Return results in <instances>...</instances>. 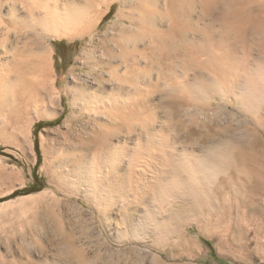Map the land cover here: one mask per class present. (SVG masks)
Listing matches in <instances>:
<instances>
[{
	"label": "rangeland",
	"instance_id": "obj_1",
	"mask_svg": "<svg viewBox=\"0 0 264 264\" xmlns=\"http://www.w3.org/2000/svg\"><path fill=\"white\" fill-rule=\"evenodd\" d=\"M59 1L93 5V31L29 40L13 1L0 10V58L6 38L42 59L32 89L0 92V264H264V0L244 5L238 70L204 64L215 52L190 33L197 53L166 62L179 39L124 23L141 0ZM192 4L186 21L204 27ZM178 173L186 191L169 186Z\"/></svg>",
	"mask_w": 264,
	"mask_h": 264
},
{
	"label": "bare ground",
	"instance_id": "obj_2",
	"mask_svg": "<svg viewBox=\"0 0 264 264\" xmlns=\"http://www.w3.org/2000/svg\"><path fill=\"white\" fill-rule=\"evenodd\" d=\"M8 1H13V6L9 14V16L12 19L11 25L16 24V25L21 26L24 29V34L27 36L29 40L32 38L35 39L36 37H39L48 32L58 34V35H53L52 36L53 38L55 36L60 37V35L67 34V32L76 31L77 29H80V28L86 31V33L90 34L93 31L94 27H96V24H95L96 22L92 23L91 21V13H92L93 5L91 6L89 3L87 4L84 3L83 5L82 4L77 5V4H72V3L67 4L65 2H60L59 0H0V10L2 8L3 2L6 3ZM199 1L201 4L200 7H201V12H202V17L208 22L206 25H204V27H199L198 25H196V23L191 21L192 19L191 20L189 19L190 21L188 22L186 21L187 17L193 11V4H192L193 0H141L140 3L141 2L142 3L141 4L139 3L138 6H136L135 8H132L130 13L124 17V23H127L128 31H130L132 28H137L136 31H138V29L139 31L141 30L145 31V34H144L145 36L148 35L154 41L158 42L160 45H162L165 40H169L170 38L172 39L177 38L182 42L181 44L183 45L185 44L184 46L181 44H179V46H176L174 44L175 48L172 50V52L168 51L170 46L169 48L167 47L168 48L166 49L167 53L163 57V59H165L166 62L172 60L173 63H175L176 60H181V58L183 57H186V56H189V58L193 57V55L197 53L196 50H198L199 47L201 46L203 47V52L207 53V55L210 50H214L215 52L214 56L209 54L210 58L205 60V62H203L204 64L212 65V67L219 68V70L222 69L223 67L225 68L230 67L231 69L232 68L237 69L239 66L241 67L242 65L235 62V59H234L235 53L234 54L232 53L234 52L236 47L240 46L242 47V49H247L248 47H250V45L248 46V42L246 39V36L248 34L247 28L244 27V24L242 25V23L246 22L248 18L254 17V15L250 13V11L244 8L245 3H247L248 1L247 0H225L224 2H221L220 0H199ZM162 10H165L170 15L169 16L167 14L170 19L169 24H171L170 25L171 29L170 31L166 30L169 32H165V34H163L162 32V35H161V34H158L159 31H157V33H154V32L156 30H159V29H156L158 28L157 27L158 25L156 24L157 22L156 19H158L157 17H160V19L163 18V13H161ZM18 11L23 12V14L22 15H20V13L18 14ZM187 11L188 12L191 11L189 15ZM213 22L217 23L219 26L218 31H219V35L221 36L219 39H215V33L213 30V26H214ZM178 23H180V25L184 27L180 28L181 26H178ZM84 31L82 32L84 33ZM126 31L127 30L124 29L125 34H126ZM187 33H190L191 36L192 34L196 36L198 35L201 39H203V43L201 45H198L199 46L198 47L196 44L199 42L196 43V41H194L195 44H193L192 43L193 41L191 40L192 38L190 39V41H188V39L186 40L185 37ZM230 34H232L233 43H231L230 40L228 41L227 40L228 38H225V37L222 38V36H226V35L229 36ZM24 39L26 40V38ZM184 40L188 42L183 43L185 42ZM28 42H32V40ZM6 43H7V39L6 38L2 39V49L3 50L1 51L3 55L2 58L5 59V62H4L5 64L3 63L4 68L3 67L2 68H3L4 74L0 76V82L1 81L2 83L6 82V80L10 79V77H12L11 79L15 82H13L14 84L10 82L9 83L10 86H6L7 84H5L6 87L4 86L1 87L0 92L2 93L12 92L10 94H13V92L15 91L17 92V89L20 88L19 86H26V85H28L32 89V86L30 85V82L28 81V76L32 77V75L36 74V71L37 73L41 71L40 65L42 63V59L39 56L40 55L39 54L40 52L38 51L39 49L38 50L35 49V51L37 50V52H35L32 49L31 47L32 45H31L30 47L32 50H30V52L28 51L26 52V50H24L27 53L25 54V53H21L19 49L17 48V46L8 47ZM115 44H117L116 47L118 49H121L122 46H124L123 44L119 42H116ZM26 46L24 47L26 48ZM165 46H166V43H165ZM47 52L45 49L43 54H47ZM20 54H23L24 56L26 55L25 57L28 58L27 65L23 64L25 60L24 61L21 60L22 55ZM138 60L137 59L131 60L132 67L133 66L140 67V64H139L140 61L138 62ZM184 60L182 59L181 63ZM29 61L32 63V65L34 64L33 65L34 68H32L33 66L30 67L31 64ZM226 62H229L228 63L229 66H225ZM244 62L242 61V64H244ZM11 64H12V67H11ZM28 64H29V67H28ZM256 65L264 66V55L261 57V59L257 60ZM12 73L15 74V78ZM11 74L12 76H10ZM235 78L239 79L241 78V75H236ZM253 81H254L253 83L255 84L253 85L254 87L257 86L256 83L258 84V82H260L259 84L264 83V74L263 75L260 74L257 77L256 76L253 77ZM192 172H193V169L191 168V173ZM179 173L176 174V176L171 179V182H169L170 184L169 186L171 189L186 191L188 185L183 184L184 181L179 178L180 176ZM194 176L196 175L193 174V177Z\"/></svg>",
	"mask_w": 264,
	"mask_h": 264
}]
</instances>
